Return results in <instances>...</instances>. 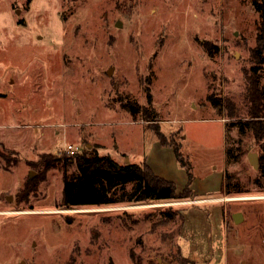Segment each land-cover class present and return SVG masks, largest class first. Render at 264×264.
I'll use <instances>...</instances> for the list:
<instances>
[{"label": "rangeland", "instance_id": "rangeland-1", "mask_svg": "<svg viewBox=\"0 0 264 264\" xmlns=\"http://www.w3.org/2000/svg\"><path fill=\"white\" fill-rule=\"evenodd\" d=\"M252 1L0 0V154L19 158L0 157V264H264V140L231 126L247 117ZM259 76L264 90V63ZM146 87L157 123L121 108L145 105ZM155 127L190 163L192 198L67 208L61 171L35 165L71 144L145 160L182 192L186 171Z\"/></svg>", "mask_w": 264, "mask_h": 264}, {"label": "trees", "instance_id": "trees-1", "mask_svg": "<svg viewBox=\"0 0 264 264\" xmlns=\"http://www.w3.org/2000/svg\"><path fill=\"white\" fill-rule=\"evenodd\" d=\"M253 8L258 14L256 28V46L252 49L253 64L246 73V100L247 117L231 124L235 126L240 136L250 134L256 141L264 140V90L259 83L260 66L264 63V0H253ZM206 48L207 44H203ZM211 54V53H210ZM146 104L140 105L135 100H121V108L127 111L134 119L147 123L159 121L158 112L152 106L149 87H146ZM212 106L221 110L222 102L213 95L208 96ZM229 107V103H228ZM232 117L231 115H229ZM160 145L171 147L176 161L183 167L187 175V186L182 192H177L173 182L158 177L149 165L142 163L119 164L109 155H99L94 149H87L74 155L41 154L35 165L44 171L58 169L62 173L61 206L64 207H102L125 203H145L149 201L163 202L192 198L189 189L192 180L191 165L180 151V147L168 141L158 127L152 129ZM12 160L4 158L5 166H14L19 162L15 153ZM241 150L233 147L225 149L226 162L238 161ZM1 158V159H2ZM73 166L74 170L68 168ZM261 176L264 168L259 166ZM36 177L29 178L32 180ZM229 177L225 176V189ZM31 183H27L29 186ZM26 185V186H27ZM27 189V187H25ZM170 218H174L171 214Z\"/></svg>", "mask_w": 264, "mask_h": 264}, {"label": "water", "instance_id": "water-1", "mask_svg": "<svg viewBox=\"0 0 264 264\" xmlns=\"http://www.w3.org/2000/svg\"><path fill=\"white\" fill-rule=\"evenodd\" d=\"M18 13V12H17ZM110 71V70H109ZM108 74H110V72H108ZM87 147H90L89 145ZM247 158H248V161L249 163L254 167V168H258V156L256 153H249L247 155ZM36 175V172L34 171H30L29 174H28V177L31 179L33 178L34 176ZM7 200H10L11 199V196H7L6 197ZM232 219L234 221V223L238 222L240 219H243V216L240 212H237V213H233L232 214ZM160 262V260H159ZM21 264H24V262H22ZM109 264H113L112 261H110Z\"/></svg>", "mask_w": 264, "mask_h": 264}, {"label": "built area", "instance_id": "built-area-1", "mask_svg": "<svg viewBox=\"0 0 264 264\" xmlns=\"http://www.w3.org/2000/svg\"><path fill=\"white\" fill-rule=\"evenodd\" d=\"M80 151V148L75 145L68 144L66 145L61 153L66 154V155H74Z\"/></svg>", "mask_w": 264, "mask_h": 264}, {"label": "crops", "instance_id": "crops-1", "mask_svg": "<svg viewBox=\"0 0 264 264\" xmlns=\"http://www.w3.org/2000/svg\"><path fill=\"white\" fill-rule=\"evenodd\" d=\"M146 158V157H145ZM148 159V158H147ZM213 189V188H212ZM207 191H210L211 190V188L210 189H206ZM214 190V189H213ZM202 202H208V201H210L209 199H203V200H201ZM243 216V215H242Z\"/></svg>", "mask_w": 264, "mask_h": 264}]
</instances>
